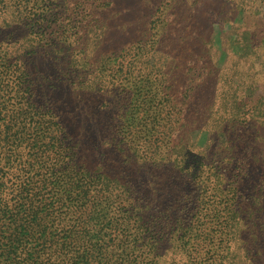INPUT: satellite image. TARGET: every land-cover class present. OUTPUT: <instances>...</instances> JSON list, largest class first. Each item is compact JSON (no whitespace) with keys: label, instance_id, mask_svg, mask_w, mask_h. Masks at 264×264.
<instances>
[{"label":"trees","instance_id":"1","mask_svg":"<svg viewBox=\"0 0 264 264\" xmlns=\"http://www.w3.org/2000/svg\"><path fill=\"white\" fill-rule=\"evenodd\" d=\"M204 3L0 0V264H264V99Z\"/></svg>","mask_w":264,"mask_h":264},{"label":"rangeland","instance_id":"2","mask_svg":"<svg viewBox=\"0 0 264 264\" xmlns=\"http://www.w3.org/2000/svg\"><path fill=\"white\" fill-rule=\"evenodd\" d=\"M204 4L212 17L210 22L223 24L221 17L227 14L237 17L240 27L229 39L230 48L241 59L242 70L251 68L254 94L264 99V0H206Z\"/></svg>","mask_w":264,"mask_h":264}]
</instances>
